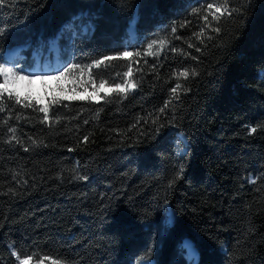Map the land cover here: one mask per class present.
<instances>
[{
  "label": "trees",
  "instance_id": "1",
  "mask_svg": "<svg viewBox=\"0 0 264 264\" xmlns=\"http://www.w3.org/2000/svg\"><path fill=\"white\" fill-rule=\"evenodd\" d=\"M221 3L12 0L0 9L7 30L0 55L22 45L21 67L31 68V50H45L55 37L64 62L82 68L116 52H141L107 69L84 68L88 84L99 86L131 63L138 87L126 96L60 98L46 121L5 100L0 264H17L11 251L63 264H188L184 239L197 246L200 264H264V0H228L230 9L243 5V14L213 21L207 4ZM182 69L196 75L173 76ZM9 127L20 143L6 142Z\"/></svg>",
  "mask_w": 264,
  "mask_h": 264
},
{
  "label": "snow or ice",
  "instance_id": "2",
  "mask_svg": "<svg viewBox=\"0 0 264 264\" xmlns=\"http://www.w3.org/2000/svg\"><path fill=\"white\" fill-rule=\"evenodd\" d=\"M12 3V0H0V9L5 8L6 6H10ZM117 3L123 7L125 4L132 3V0H117ZM133 7L135 5L133 4ZM203 7V5H202ZM243 5L240 9L237 8H229L228 7V0H223V3H221L218 6H215V12L212 13V20L217 21L220 17L217 15L219 13L220 15H232L233 13H242ZM214 8L213 4H207V8L205 11L211 10ZM201 11L200 8L193 9L192 14L199 13ZM202 19L206 22V27L211 28V22L208 20V15H204ZM0 23H3L2 19H0ZM188 21H184L180 25V27H185ZM129 27L133 28L132 21H129ZM213 31L219 33L220 29L219 28H214L212 29ZM133 31L135 29L133 28ZM171 32L175 34L176 32V27L173 26L171 29ZM7 35V30L4 27H0V41H2ZM197 37V39H200L201 36L204 35V28H201L200 33H194ZM212 37H208V39H211ZM201 42H203L201 40ZM158 41L153 40L149 42L146 46L148 50L152 49L153 45L157 44ZM159 43L163 44L164 41H159ZM189 47H193V45L189 44ZM200 49H197L199 51ZM172 51H176V49H172ZM152 55H156L157 53H150ZM141 56V52L137 50L135 53L131 51H122V52H116L115 55L112 56H102L97 59H93L89 64L84 65L83 68H87L89 70H99V69H107L108 67L111 66L113 61L119 60L121 58H134ZM11 65V66H8ZM62 67V65H61ZM153 71H155V65L152 66ZM82 66L79 64H68L67 67L63 68V71H60L59 68H53L54 71L57 72V75L54 77H51V79L59 80L60 77L65 76L66 74L70 73L74 69L77 70H83ZM128 71L124 72L123 74L121 73H116L115 76H110L108 79L101 78L99 81V86L100 88H104V85L109 82V80L112 81L114 84V87L106 88L104 89V95H100L99 91L95 92V95L89 97V96H84V97H67V99L72 100V99H82V100H105L106 98L110 97L111 95L115 94L117 96H126L130 91L135 90L138 87V84L129 79L133 75L132 71V64L129 63L127 65ZM139 70V69H138ZM25 72H28V75H25ZM98 74V73H97ZM189 75L195 76L196 72L195 70H192L191 73L189 72L188 69H182L178 74L173 73V76H179V77H184L187 79ZM35 77V73L30 71L29 67H21L18 60L12 55V54H7V55H0V112H4L5 109L7 108V105L5 104V100L7 99L8 101H14L15 105H20L23 108H31L34 111H38L40 113H43V120H48L49 116V106L53 104H60L62 101L58 96L53 95L51 99L48 101L47 104H44L43 106H39L41 103V97H33V95L29 92L26 95L22 94V87H26L24 82H27L29 85L31 84V80ZM39 79L43 80L46 79V77H38ZM117 79H121L122 82H116ZM93 88L95 89V85H93ZM180 88V85L177 84L175 87L171 89L172 94L175 96L177 93V89ZM178 98V97H177ZM33 100H35V103H33ZM168 107V102L165 103V107L160 109V112L163 113L165 109ZM10 111V109H9ZM16 119L19 120L21 119L20 115L18 114L16 116ZM59 118H57L58 122ZM7 119L4 121V123H7ZM85 124L88 123V121L84 122ZM155 124L156 121H153ZM169 126H173L171 122H169ZM165 125H161L160 127L156 128L155 131L157 134H159L164 128ZM257 129L256 128H251V132H255ZM8 132L11 133L12 135L10 136L9 140L6 141L8 143H11L12 141L16 140L17 143H20V141L17 140V137L15 135L16 133V128L14 127H9ZM32 144H37V141L32 140L29 138ZM88 136L83 137V141L87 142L88 141ZM181 140H183V137H181ZM28 149L25 148V151ZM184 153L182 152L181 155ZM183 173V167L180 168L178 177ZM81 179H87L86 176L80 177ZM254 182V181H253ZM14 248V246H11ZM181 247L183 251L187 254L188 257V264H200L199 262V250L197 246L189 239H184L181 241ZM151 251V250H149ZM10 255L15 257L16 260L19 262V264H31L33 260V255H38L37 253H34L33 255H29L26 252L21 255L17 254L16 251H11ZM53 255H56L53 253ZM45 259H51L50 257H41L38 261L37 264H44ZM51 264H63L62 261H58L55 259L51 260ZM142 264H143V258H142ZM147 264H152L151 261H148Z\"/></svg>",
  "mask_w": 264,
  "mask_h": 264
},
{
  "label": "rangeland",
  "instance_id": "3",
  "mask_svg": "<svg viewBox=\"0 0 264 264\" xmlns=\"http://www.w3.org/2000/svg\"><path fill=\"white\" fill-rule=\"evenodd\" d=\"M215 6H218V5H214V8L209 10V13L211 15L213 12H215ZM70 24L79 25L80 22L79 20H76L75 22H72ZM81 26H82L81 27L82 31H86L88 30L89 24H82ZM57 35H62V37L64 36L62 31L58 32ZM47 46L48 48H50L49 50L48 48H46L42 52L41 49H34V50H31L30 52V56H32V61H33V64H32L33 66L30 69V71L34 69H38V68H40V70L46 69L45 73H41L39 75V77H46V79H43V80L37 79L36 85H32V86L26 85L24 89L23 88L21 89L23 95H26L30 92L33 95V97H37V96L41 97L42 99H41L40 105L43 106L44 104L48 103V101L51 99L53 95L58 96L59 98L84 97V96L91 97L95 95L96 91H99L100 93L101 91H104V89L110 88L109 86L104 85V88H100V86H95V89H94L93 85L88 84V79L85 75L84 68L83 70L74 69L73 71L66 74L65 76L60 77L59 80L50 79L51 77H54L57 75V72L54 71L53 68L58 67L60 71H63V68L67 67L68 64H66L64 60L62 59L61 51L65 48L60 46L59 40L56 37L49 39L47 42ZM19 51L17 52L16 55H13V53H11L17 60H20L22 58ZM7 54H10V53H7V51H5L4 55H7ZM46 64H47V68H46ZM8 66H11V65H8ZM28 74H29L28 72H25V75H28ZM39 259L40 258H33L31 264H37V261ZM51 260L52 258L45 259L44 264H51ZM17 264H19L18 261H17Z\"/></svg>",
  "mask_w": 264,
  "mask_h": 264
},
{
  "label": "bare ground",
  "instance_id": "4",
  "mask_svg": "<svg viewBox=\"0 0 264 264\" xmlns=\"http://www.w3.org/2000/svg\"><path fill=\"white\" fill-rule=\"evenodd\" d=\"M131 21H132L133 28L135 29V16L131 19ZM133 28H130V27H129V24H128V26H127V31H128V34H129L130 37H133V36H134ZM18 51H19V48H18L17 46H15V47H12V48L8 49V50H7V53H10V54L13 53V55H16ZM46 68H47V64H46ZM31 72H34V73H35V77H37V78H33V79L31 80V84H30V85H29V84H26L27 82H24L25 85H29V86L36 85V84H37V79H39V78H38L39 75H40L41 73H45V72H46V69H45V70H39V71H37V69H34V70H32ZM43 75H44V74H43ZM50 79H51V78H50ZM48 81H49V80H48ZM22 88L24 89L25 87H22ZM148 261H151V262H152V260H146V261H143V264H147ZM152 263H153V262H152ZM141 264H142V263H141Z\"/></svg>",
  "mask_w": 264,
  "mask_h": 264
},
{
  "label": "water",
  "instance_id": "5",
  "mask_svg": "<svg viewBox=\"0 0 264 264\" xmlns=\"http://www.w3.org/2000/svg\"><path fill=\"white\" fill-rule=\"evenodd\" d=\"M21 47H23L22 45L21 46H18V48H21ZM151 260H153V259H151Z\"/></svg>",
  "mask_w": 264,
  "mask_h": 264
}]
</instances>
